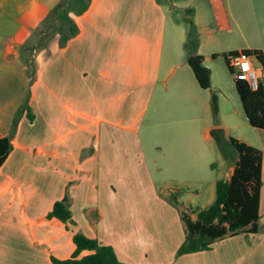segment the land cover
I'll use <instances>...</instances> for the list:
<instances>
[{"label":"crops","instance_id":"1","mask_svg":"<svg viewBox=\"0 0 264 264\" xmlns=\"http://www.w3.org/2000/svg\"><path fill=\"white\" fill-rule=\"evenodd\" d=\"M59 1L0 0V136L13 145L0 166V264H62L73 256L77 232L111 245L123 264H264V130L252 127V139L231 134L224 125L229 136L262 152L258 231L217 239L214 249L174 258L185 239L180 212L193 218L197 212L181 196L176 205L170 201L180 188L168 184L183 183L172 159L198 147L158 144L150 154L140 135L156 90L168 88L178 66L177 47L169 57L164 54L166 6L159 0H89L78 12L77 2L67 0L78 32L64 45L55 33L39 46L36 29ZM212 6L225 30L220 37L232 45L220 50L222 55L242 48L264 53V35H232L233 23L243 32L234 5L212 0ZM255 25L264 34V18ZM201 46L202 39L195 53ZM203 63L209 67L204 56ZM212 74L213 69L211 89ZM189 75L186 69L176 75L172 91L182 92ZM156 118L152 115L149 127ZM218 125L208 124L203 137L212 138L209 131ZM147 137L151 141L155 134ZM233 167L228 165L223 179ZM121 183L130 191H121ZM64 197L71 211L66 222L48 215ZM89 252L83 249L78 257Z\"/></svg>","mask_w":264,"mask_h":264},{"label":"rangeland","instance_id":"2","mask_svg":"<svg viewBox=\"0 0 264 264\" xmlns=\"http://www.w3.org/2000/svg\"><path fill=\"white\" fill-rule=\"evenodd\" d=\"M223 1L226 4L230 3L231 6L234 5L239 16L243 17L242 21L239 22L242 25L243 32H240L237 24L233 23L232 35H241L242 33L243 35H264L255 25V23H259L264 18V0ZM76 2L79 5V2ZM165 6L168 11V27L164 54L165 57H169L171 49L174 46L177 47L178 51L174 60L178 66L169 80L168 88L159 87L156 90L150 107L143 118L140 135L144 143H147V150L150 154L157 153L156 145L158 146V144L162 148L166 144L173 143H183L184 145L188 143L198 147L194 153L186 151L179 153L182 156L181 158L172 159V165L176 166L174 167L175 172L181 176L183 183L172 181L168 184L171 189L180 188L178 196L174 192L172 197H170V201L174 205L177 204L174 200L177 202L180 200L179 196H181V199L197 212L214 200L216 181L226 178L228 165H232L227 164L221 156L213 138L207 139L203 137L205 128L208 124L216 122L221 124L218 126L225 129L228 137L230 132L231 134L234 133L247 138L252 137L253 139L251 133L253 126L249 123L244 112L240 96L235 87L233 72H231L224 56L220 53V50L228 49L232 45L223 36L220 37V35H225V30L217 25L214 19L212 0H166ZM189 7L193 9V12L188 10ZM196 14L200 21L198 26L196 25ZM191 20L196 25L198 41L202 39L200 53L204 56L209 68L213 69L214 87L212 89L199 86L187 62L188 56L193 52L192 47L184 45ZM41 29H47V25L42 24ZM206 35H213V37L208 38ZM248 39L251 40L253 38L248 37ZM213 53H216V55L213 56ZM256 65L258 66L257 63ZM184 69L189 71L191 83L187 78L185 87L181 89L182 92L175 93L172 91L171 81ZM30 82L31 74L28 73L23 79L25 102H27ZM163 92L168 93V96L164 99L161 97ZM213 95L216 96L217 112H214L213 108ZM156 108L160 112L153 114ZM152 115L154 117L158 116V118L154 122L156 125L149 127ZM224 125L228 126V133ZM173 129H176L175 132H170ZM184 131L186 138L185 136L181 137ZM149 132H151V135L155 134V139L152 137L151 141L148 140L147 135ZM173 133L177 136H174ZM142 184L145 185V183ZM120 186L122 188L121 191H130L127 183H121ZM228 237L230 236L220 239L226 240ZM215 241L212 242L210 248L205 250L214 249ZM183 243L184 241L177 248L174 258L184 254L179 251Z\"/></svg>","mask_w":264,"mask_h":264},{"label":"trees","instance_id":"3","mask_svg":"<svg viewBox=\"0 0 264 264\" xmlns=\"http://www.w3.org/2000/svg\"><path fill=\"white\" fill-rule=\"evenodd\" d=\"M79 2L78 12L83 11L89 0H75ZM166 4V0H159ZM175 1V0H174ZM67 0L59 1L50 9L41 25H47L42 30L36 29L40 36L38 45L44 46L49 35L60 34V45L78 32L74 20L68 16ZM192 12V9H188ZM188 35L184 45L192 47V54L187 62L194 72L195 78L201 88L211 85V69L204 65L203 55L195 53L198 46V35L193 20L189 22ZM228 53L243 54L256 57L262 66V78L257 89H251L240 79H235V87L240 96L242 106L249 123L256 128L264 130V53L257 48H242L229 50L223 53L226 60ZM216 53H213L215 56ZM230 68V67H229ZM231 72L232 69L230 68ZM214 112H217L216 96H212ZM240 149V157L233 167L228 179H218L215 186L214 200L205 208L197 211L193 218L189 212L181 211L180 217L185 225V240L179 251L181 253L205 250L211 247L216 239L232 236L240 232H257L259 229V202L261 179L262 152L255 146L239 141L229 136ZM12 143L8 136H0V166L12 150ZM49 216H56L66 222L71 220V211L67 198L55 201ZM76 249L73 256L60 260L62 264H123L111 245L103 244L95 238H90L77 232L73 236ZM83 249L91 252L78 257Z\"/></svg>","mask_w":264,"mask_h":264},{"label":"built area","instance_id":"4","mask_svg":"<svg viewBox=\"0 0 264 264\" xmlns=\"http://www.w3.org/2000/svg\"><path fill=\"white\" fill-rule=\"evenodd\" d=\"M226 62L232 69L235 79L245 81L251 89L259 87L262 78V66L257 62L256 57L228 53L226 55Z\"/></svg>","mask_w":264,"mask_h":264},{"label":"water","instance_id":"5","mask_svg":"<svg viewBox=\"0 0 264 264\" xmlns=\"http://www.w3.org/2000/svg\"><path fill=\"white\" fill-rule=\"evenodd\" d=\"M257 62L260 64L258 60ZM209 133L214 139L225 161L235 165L240 157V149L237 144L226 135L225 129L221 126H215L210 129Z\"/></svg>","mask_w":264,"mask_h":264}]
</instances>
